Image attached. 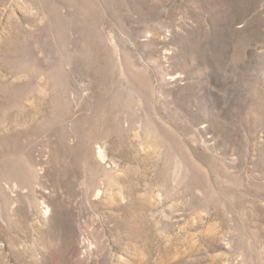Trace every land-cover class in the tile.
<instances>
[{"label":"rangeland","instance_id":"1","mask_svg":"<svg viewBox=\"0 0 264 264\" xmlns=\"http://www.w3.org/2000/svg\"><path fill=\"white\" fill-rule=\"evenodd\" d=\"M0 264H264V0H0Z\"/></svg>","mask_w":264,"mask_h":264}]
</instances>
